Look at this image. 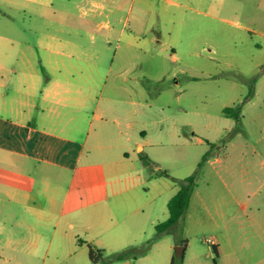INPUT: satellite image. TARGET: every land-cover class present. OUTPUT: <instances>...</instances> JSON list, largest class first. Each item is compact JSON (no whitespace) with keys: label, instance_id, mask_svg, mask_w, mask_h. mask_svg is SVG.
Segmentation results:
<instances>
[{"label":"crops","instance_id":"obj_1","mask_svg":"<svg viewBox=\"0 0 264 264\" xmlns=\"http://www.w3.org/2000/svg\"><path fill=\"white\" fill-rule=\"evenodd\" d=\"M27 1L51 6L50 0ZM90 3L99 7L94 0ZM88 13L77 27H72L66 21L71 14L45 11L46 19L61 21L55 29L37 34L35 49L43 54L39 60L25 54L0 59V108L9 113L0 114L2 254L6 248L16 250L14 241L24 242L22 250L27 254H35L39 248L43 238L39 232L34 237H18L12 230L21 226L28 213L36 228L64 223L59 238H68L75 225L87 231L103 228V232L108 228H118L117 232L131 226L143 228L147 223L155 228L168 218V201L179 189L173 179L180 176L167 169L171 161L167 146L171 143H166V138L176 136L190 144L204 143L203 137L196 135L197 122L187 117L188 112L195 119L202 116V109L189 106L182 92L175 95L173 108L171 85L164 83L165 71L149 72L145 68L155 61L139 59L140 52H148L150 46L160 47L153 55L161 57L165 41L148 36L142 29L126 31L109 22L98 25L95 18L101 12ZM102 26L105 43L111 44L113 37L117 41L109 61L71 37L82 30L93 39V28ZM19 45L16 39L0 34V47L13 50ZM169 58L178 59L176 49ZM257 84L236 120L244 125L227 142L228 153H237L238 163L244 164L239 194L245 199L240 201L242 197L225 181L223 176L226 173L230 177L232 170L231 157L221 156L225 146H218L213 137L210 144L217 150L209 162L223 184L221 195L216 198L215 187L202 192L197 184L186 212L184 236L190 233L192 209L200 226L202 215L223 234L222 238H163L167 231L136 258L143 259L141 264H171L173 250L179 245L184 246L178 254L183 255L181 264H264V220L253 218L256 211L264 212V195H248L264 186V169L262 174L254 172V177L252 168L253 161L261 160L264 165V143L258 147L247 139L255 128L264 131V107L259 105L253 116L248 113L258 95ZM247 118L251 125L245 124ZM236 121L219 128L209 125L208 129L218 133L234 130ZM241 135L246 138L238 140ZM254 183L257 191L252 188ZM238 232L244 238H233ZM66 248L67 253L72 251ZM112 264H132V259L125 257Z\"/></svg>","mask_w":264,"mask_h":264},{"label":"rangeland","instance_id":"obj_2","mask_svg":"<svg viewBox=\"0 0 264 264\" xmlns=\"http://www.w3.org/2000/svg\"><path fill=\"white\" fill-rule=\"evenodd\" d=\"M91 1L50 0L51 6L46 7L38 1L0 0V34L21 43L18 49L13 50L0 47V59L9 60L25 54L26 57L39 60L43 54L35 49L37 34L55 29L61 21L44 17L45 11L53 9L57 13L71 14L66 21L72 27H77L88 12H101L100 16L95 18L98 25L109 22L118 29L124 27L126 31L146 30L148 36L153 35L165 43L163 50L159 52L161 57L153 55L158 53L160 47L155 49L150 46L148 52H140V60L155 61L151 67L145 69L149 72L165 71L164 83L171 85L173 108L176 105L175 95L182 92V96L186 95L189 106L197 105L198 109L203 111V115L197 116L196 119L194 114L187 113L188 119L197 122L196 135L203 137L202 145L190 144L176 136L166 138V143H171L167 146L171 151V161L166 164L170 168L167 169L170 173L180 176L173 180L177 182V179L196 174L195 182L202 192L204 189L215 187L216 198L221 195L219 189L223 188V184L217 179L213 164L209 162L213 161L212 153L217 150L216 146L210 144L214 137L217 138L218 146H225L220 150L221 156L231 157L230 177L226 173L223 177L234 192L240 195L244 164L238 163L237 153H228L227 142L244 124L237 122L235 118L232 119L233 117L226 119L224 108L241 105L243 109V105H246L249 97L251 98L257 81L258 95L248 113L253 116L259 111V105L264 107V0H172V3L167 0H94L99 7H95ZM84 11L87 13L84 14ZM103 29V26L98 30L94 27L93 39L82 30L73 32L71 37L88 47L100 59L109 61L114 57L117 41L113 37L111 44H106L102 39ZM29 44L34 45V48H29ZM173 49L177 51L176 61L169 58ZM175 81H178V84H174ZM147 82L154 83L148 79ZM37 101L43 106L39 98ZM172 112L177 113V110L173 109ZM0 114L9 116L8 111L2 107ZM234 120L237 122L234 130L218 133L208 129L209 125L211 128H219L229 122L233 123ZM244 122L251 125L249 118ZM187 135L190 137L192 134L187 131ZM245 138L241 135L238 140ZM247 139L259 147V143H264V131L260 132L255 128L248 134ZM197 159L198 162L189 169V165ZM260 161L252 163L253 176L254 172H257V175L258 172H263L264 165ZM262 187L258 190L254 183L252 188L258 191L254 195L249 192L248 195L262 198L264 186ZM244 199L243 196L239 200ZM15 209L16 214L21 216L18 208ZM191 212L193 216L190 218V233L187 236H184L185 214L184 219L172 227L163 238H214L212 235L222 238L223 234L209 222H205L202 215H199L200 226L195 220L196 212L192 209ZM253 218L264 220V212L256 211ZM63 224H48L36 228L34 218L28 213L21 226H14L12 230L18 237H34L35 233L39 232L43 236L39 248L35 250V254H27L22 250L25 243L14 241L12 246H15L16 250L6 248L3 254L0 252V264H112L118 260L120 254L132 259V264H141L143 259L136 258L142 253L145 242L155 233L151 223H147L143 228H122L120 232H117L118 228H108V232H103V228L87 231L75 225L68 238H59L60 231L65 228ZM237 235L238 238H244L239 232L235 233L233 238H237ZM3 241L1 240L0 244L3 245ZM67 246L72 250L69 253L66 252ZM89 247L103 250L96 263L89 259ZM81 248L84 250L81 251ZM175 251L174 248L173 252L178 258L179 255Z\"/></svg>","mask_w":264,"mask_h":264},{"label":"trees","instance_id":"obj_3","mask_svg":"<svg viewBox=\"0 0 264 264\" xmlns=\"http://www.w3.org/2000/svg\"><path fill=\"white\" fill-rule=\"evenodd\" d=\"M224 112L227 115L234 117L236 120H239L241 105H238L237 107H225ZM204 158H206V155L204 156ZM145 163L147 165L149 164L147 160H145ZM195 181H196V174H191L182 179H177V182L179 184V189L169 199L167 204L169 216L166 220L158 222L155 225V233L151 238L147 240V242L144 245L143 251L147 250L148 247L151 245V243L157 240L162 233L169 231L172 227H174L176 224H178L180 221L184 219V216L189 206L191 195L195 189V185H196ZM102 252L103 250L101 249L94 250L92 247H89L90 261L96 263L98 261L99 256L102 255ZM214 252L216 253L215 247H214ZM122 258H125V256L123 254H120L118 259H122ZM182 259H183V255L178 256V258H176L174 255L171 264H177V263L181 264ZM176 260L178 261L176 262Z\"/></svg>","mask_w":264,"mask_h":264},{"label":"water","instance_id":"obj_4","mask_svg":"<svg viewBox=\"0 0 264 264\" xmlns=\"http://www.w3.org/2000/svg\"><path fill=\"white\" fill-rule=\"evenodd\" d=\"M183 249H184V246L183 245L176 246L175 247L176 254H180L183 251Z\"/></svg>","mask_w":264,"mask_h":264}]
</instances>
